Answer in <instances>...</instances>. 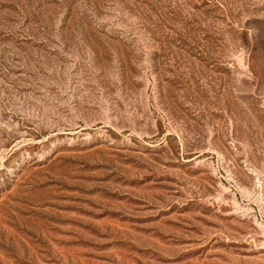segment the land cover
Segmentation results:
<instances>
[{
    "label": "rangeland",
    "instance_id": "374dc122",
    "mask_svg": "<svg viewBox=\"0 0 264 264\" xmlns=\"http://www.w3.org/2000/svg\"><path fill=\"white\" fill-rule=\"evenodd\" d=\"M0 264H264V0H0Z\"/></svg>",
    "mask_w": 264,
    "mask_h": 264
}]
</instances>
